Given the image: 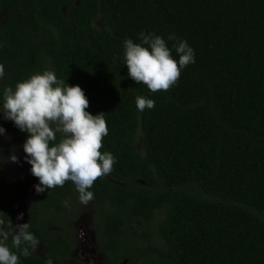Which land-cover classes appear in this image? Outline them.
<instances>
[{
	"label": "trees",
	"instance_id": "trees-1",
	"mask_svg": "<svg viewBox=\"0 0 264 264\" xmlns=\"http://www.w3.org/2000/svg\"><path fill=\"white\" fill-rule=\"evenodd\" d=\"M141 32L163 37L177 61L181 40L194 50L168 91L128 76L124 41ZM0 64V102L5 87L49 70L82 88L86 111L104 112L101 152L116 162L89 191L105 264H264V0H0ZM137 96L154 108L139 111ZM0 126L29 168L28 133L2 112ZM6 177L0 166L7 222ZM79 206L71 181L34 188L25 223L46 252L20 264H88L73 255Z\"/></svg>",
	"mask_w": 264,
	"mask_h": 264
},
{
	"label": "clouds",
	"instance_id": "clouds-1",
	"mask_svg": "<svg viewBox=\"0 0 264 264\" xmlns=\"http://www.w3.org/2000/svg\"><path fill=\"white\" fill-rule=\"evenodd\" d=\"M139 37L140 43L132 39L124 41L128 76L153 93L168 91L178 82L181 70L194 63V50L181 40L174 45L179 56L177 61L163 37L144 32ZM169 39L175 37L169 36ZM4 75V65L0 64V80ZM136 105L139 111H144L154 108L155 102L137 96ZM88 107L89 101L79 85H68L49 70L32 74L17 82L14 88L3 89L0 112L28 133L23 150L31 165V174L39 180L35 185L37 194L71 181L79 193L80 203L87 205L94 199L93 192L89 191L94 182L113 171L116 158L110 152H101L103 138L108 134L104 112L93 115L86 111ZM4 132L0 126V134ZM3 159L0 153V160ZM8 159L18 162L15 154ZM23 215L20 213L17 220H22ZM30 227L29 222L13 224L10 218L6 222L0 215V264H20V256L29 257L37 251L40 241ZM46 264H52L51 258Z\"/></svg>",
	"mask_w": 264,
	"mask_h": 264
},
{
	"label": "rangeland",
	"instance_id": "rangeland-1",
	"mask_svg": "<svg viewBox=\"0 0 264 264\" xmlns=\"http://www.w3.org/2000/svg\"><path fill=\"white\" fill-rule=\"evenodd\" d=\"M14 137H18L15 135H7V136H0V141L8 138V142L11 143L12 141H15L16 139ZM19 138V137H18ZM12 154L7 152H2V156L4 157L3 160H0V162H4L3 166L6 171L7 175V182H8V189H9V206L12 212V221L13 224L16 223H25L29 218V206H30V198L33 195L35 185L39 182L35 176L31 174V165L29 168L27 167H19L17 165L18 162L23 161V155L20 151H18L17 159L18 162H11L8 158ZM37 180V181H36ZM80 211L79 215L76 216V218L73 219L72 225L75 228L76 232V238H77V247L75 251L73 252L75 257L81 258L80 253L86 254L87 252L84 250V243L85 240H91L92 234L90 233L92 228V221H93V210L91 209V203L89 202L87 205L82 204V207L79 206ZM23 213V219L17 220V216ZM69 220L72 219V215L70 214L68 216ZM89 226V227H88ZM88 227V228H87ZM91 230V231H90ZM81 232H83V237L81 236ZM90 237L87 239V237ZM155 244V243H154ZM147 245H151V242H140L139 247H142L143 249L140 251L141 256H145L147 254L144 252ZM94 246V245H92ZM96 248V247H95ZM96 252L92 254H88L87 261L95 260L97 264H105V257L97 250ZM46 250L42 247H38L36 253L45 255ZM92 258V259H90ZM94 262V264H95ZM93 264V263H90Z\"/></svg>",
	"mask_w": 264,
	"mask_h": 264
},
{
	"label": "flooded vegetation",
	"instance_id": "flooded-vegetation-1",
	"mask_svg": "<svg viewBox=\"0 0 264 264\" xmlns=\"http://www.w3.org/2000/svg\"><path fill=\"white\" fill-rule=\"evenodd\" d=\"M11 133H7V132H4L3 134H0V136H7ZM13 135V134H11ZM8 138L4 139V140H1L0 141V153L2 152H7V153H10V154H15L17 156L18 154V151H19V146H20V143L19 141L16 139L15 141H12L11 143L8 142ZM4 162H0V166L1 168L4 170V172L6 173L5 169H4V166H3ZM31 199V198H30ZM8 204H9V201H8ZM12 214V212H11ZM92 223V222H91ZM89 227V226H88ZM87 227V228H88ZM91 231V230H90ZM92 234V239L91 240H85V243L83 244L84 246V250L87 252L86 254H83L82 252L80 253L81 255V258L82 260H84L86 263L90 264V263H93L95 262V260H92V261H87L86 259L88 258V254H92L94 252H96L95 250L98 251V248H97V243H96V236H95V232L94 230H92L90 232ZM90 238L89 236L87 237V239ZM94 245V246H92ZM96 247V248H95ZM41 255V254H40ZM74 255V254H73ZM41 256H44V255H41ZM92 259V258H90ZM95 264H97V262H95Z\"/></svg>",
	"mask_w": 264,
	"mask_h": 264
}]
</instances>
